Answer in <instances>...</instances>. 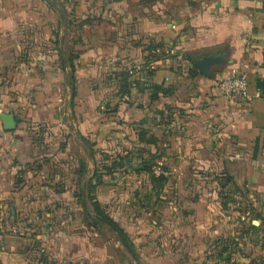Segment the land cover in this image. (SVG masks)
<instances>
[{
    "label": "crops",
    "instance_id": "0c3cea01",
    "mask_svg": "<svg viewBox=\"0 0 264 264\" xmlns=\"http://www.w3.org/2000/svg\"><path fill=\"white\" fill-rule=\"evenodd\" d=\"M1 114L0 264L264 258V0H0ZM150 157L157 192L132 173Z\"/></svg>",
    "mask_w": 264,
    "mask_h": 264
},
{
    "label": "trees",
    "instance_id": "16d2710c",
    "mask_svg": "<svg viewBox=\"0 0 264 264\" xmlns=\"http://www.w3.org/2000/svg\"><path fill=\"white\" fill-rule=\"evenodd\" d=\"M120 75L122 76V79L120 81L119 88L115 89V93H114V95L119 97V98H121L123 96V94H128L127 93L128 92V84L126 82V79L124 78V74L120 73ZM111 101H112V99L109 101H106V103H105V106L108 109L107 111H105L106 114L115 112L117 109L118 103L112 104ZM146 141H148V140H146ZM128 152H129V150H125V152H123L124 153L123 156H120V155L105 156V155L99 154V158L97 159V161L95 163L97 166H100V169L102 171H104L105 174H108V173H111L113 171H117V169L122 168V166L127 162L126 161L127 159H125V158L128 157V155H127ZM136 160L137 161H135V164L138 166V169L137 168L133 169L134 171L132 173L141 172V173L147 175L148 179H149V183H150V189L155 190L157 192L159 187L162 185L164 177L160 174H158L157 176L151 174V170H152V166H153L152 157H150L148 159L139 158ZM127 174L128 173H126L124 175V177ZM95 176H96V173H95ZM216 177H222L224 179V185H222V187H221L222 191L227 190V189H224L225 184H226V187L227 186L231 187L230 182H229L228 178L226 177V175L222 174V175H219ZM99 178H100V176L97 174V178L95 179V183L99 182ZM92 184L93 183L91 181H89L87 183V189H88V187H91ZM139 190L140 189L134 188L133 195L139 194V192H140ZM230 201H231V199H230ZM232 201H233V199H232ZM227 203H229L228 200L224 202V205H226ZM93 212L104 217V218H107L105 216V214H103L102 211L97 207L96 203H94V205H93ZM92 220H93V222H96L95 219H92ZM249 227L254 228V226L251 224L249 225ZM262 242H263L262 245L264 246V240ZM235 262L237 264H264L263 260H257L256 261V258L248 259L247 257H244V256L237 257Z\"/></svg>",
    "mask_w": 264,
    "mask_h": 264
},
{
    "label": "built area",
    "instance_id": "2783aa9c",
    "mask_svg": "<svg viewBox=\"0 0 264 264\" xmlns=\"http://www.w3.org/2000/svg\"><path fill=\"white\" fill-rule=\"evenodd\" d=\"M216 88L225 97L233 95L245 98L247 82L243 75L231 73L221 77L216 82ZM3 135V130L0 128V138Z\"/></svg>",
    "mask_w": 264,
    "mask_h": 264
},
{
    "label": "water",
    "instance_id": "95a60500",
    "mask_svg": "<svg viewBox=\"0 0 264 264\" xmlns=\"http://www.w3.org/2000/svg\"><path fill=\"white\" fill-rule=\"evenodd\" d=\"M215 60L216 59H213L212 57L206 56V57H202L199 60H192V64L199 73H201L202 75H206L208 65L214 62ZM0 120L2 121V128L4 130H9L14 127V121L9 115L1 114Z\"/></svg>",
    "mask_w": 264,
    "mask_h": 264
},
{
    "label": "rangeland",
    "instance_id": "374dc122",
    "mask_svg": "<svg viewBox=\"0 0 264 264\" xmlns=\"http://www.w3.org/2000/svg\"><path fill=\"white\" fill-rule=\"evenodd\" d=\"M247 198V197H246ZM242 202V201H241ZM244 202V201H243ZM257 202V201H256ZM255 202V203H256ZM255 206L256 207H260V206H258V204H255ZM253 225V223L251 222V221H248V226L249 225ZM103 229V231H104V233L108 236V237H111V239H113L114 240V238H113V233L111 232V231H109L108 230V227L107 226H104V227H102ZM252 235L253 234H249V238H248V245H249V247H251L250 249H252L254 246H253V238H252ZM123 259H124V261H122V263L124 264V263H128V264H133V261L130 259V258H128V256H126L125 254H124V256H123ZM256 259L257 260H263V262H264V258L263 259H260V258H257L256 257ZM122 263H120V264H122Z\"/></svg>",
    "mask_w": 264,
    "mask_h": 264
}]
</instances>
